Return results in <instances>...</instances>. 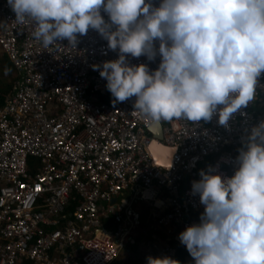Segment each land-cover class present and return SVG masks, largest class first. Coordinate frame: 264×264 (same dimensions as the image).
Here are the masks:
<instances>
[{"label":"built area","instance_id":"obj_1","mask_svg":"<svg viewBox=\"0 0 264 264\" xmlns=\"http://www.w3.org/2000/svg\"><path fill=\"white\" fill-rule=\"evenodd\" d=\"M34 28L0 0V57L20 75L0 107V264H114L130 230L112 200L125 190L144 194L162 212L156 223L166 238L151 244L142 264L148 256L176 259L168 242L181 244L179 233L204 210L192 181L209 165L231 176L242 138L264 120V73L256 98L227 128L217 115L163 122L159 144L171 151L164 167L135 98L113 105L106 80L93 70L117 58L107 40L89 29L76 48L65 39L45 49ZM130 60L159 64V57Z\"/></svg>","mask_w":264,"mask_h":264},{"label":"clouds","instance_id":"obj_2","mask_svg":"<svg viewBox=\"0 0 264 264\" xmlns=\"http://www.w3.org/2000/svg\"><path fill=\"white\" fill-rule=\"evenodd\" d=\"M16 20H30L45 49L76 48L89 29L117 51L94 64L113 105L133 108L150 127L185 119L229 127L257 95L264 73V0H8ZM102 12L104 15H102ZM105 15L108 19H105ZM145 56L159 64L131 63ZM231 176L211 165L193 180L204 210L179 233L194 264H264V120L251 126ZM147 264H180L148 256Z\"/></svg>","mask_w":264,"mask_h":264},{"label":"trees","instance_id":"obj_3","mask_svg":"<svg viewBox=\"0 0 264 264\" xmlns=\"http://www.w3.org/2000/svg\"><path fill=\"white\" fill-rule=\"evenodd\" d=\"M20 77L16 68L12 65V63L8 60V58L3 55L0 57V107L3 105L5 98L11 94L13 90V86L15 81ZM32 161V160H30ZM76 207V203H71L68 212H72ZM150 223L146 225L144 223V219L140 220V232L137 237L132 239L134 242L128 241L124 246L125 250H127L130 254L137 257L136 259L131 258L130 264H142L144 254L140 255V246L148 247V243H153L161 237L160 239L164 240L165 236H163L160 232L156 230H151L147 235H143L141 232L146 231L149 225H152L157 222V219H151ZM107 225L112 227V219H110ZM153 234V235H152ZM156 236V237H154ZM169 246H174L176 248V260L180 262V264H194L193 258L188 253L186 247L183 244H176L173 241L168 242ZM150 246V245H149Z\"/></svg>","mask_w":264,"mask_h":264},{"label":"crops","instance_id":"obj_4","mask_svg":"<svg viewBox=\"0 0 264 264\" xmlns=\"http://www.w3.org/2000/svg\"><path fill=\"white\" fill-rule=\"evenodd\" d=\"M143 197H144V194H141L139 192H132L130 190H125V191L121 192L120 195L118 197H116L115 201L113 202V204H115L117 207L121 208L122 213H120V214L123 218V223H124L125 227H127L130 230L129 235H128L127 240H126V244L128 241H131L133 243L134 241L132 239H134L135 237L138 236V234L140 232V220H141V218L144 219V223L146 225H148L150 223L149 221L151 219H157V217L155 215H158V214L161 215L162 214V212L158 213V212L154 211L153 207L151 206V201L148 199H145ZM106 223H107L106 221L103 223V227L105 229L110 230V228L111 229L113 228V227L107 225ZM152 229L160 232L163 236H165V234L163 233V230L158 228L157 223L149 225L148 228L146 229V232H144L145 231L144 230L141 233L143 235L146 233L148 234V232L151 231ZM154 237H156V236H154ZM158 238L160 239L161 237H158ZM165 238H166V236H165ZM160 240L162 241V239H160ZM157 241H154V242H157ZM161 241H158V242H161ZM170 241H172V240L170 239ZM151 244L152 243H148V247L146 250H148V248L151 246ZM130 255H128V263L127 264H130L131 258H134V259L137 258V257L133 256L132 254H130ZM144 256H145V253H144ZM144 256H143V258H144ZM115 263H116V261H115Z\"/></svg>","mask_w":264,"mask_h":264},{"label":"water","instance_id":"obj_5","mask_svg":"<svg viewBox=\"0 0 264 264\" xmlns=\"http://www.w3.org/2000/svg\"><path fill=\"white\" fill-rule=\"evenodd\" d=\"M151 130L153 132V137L154 139H156V141L153 142V145H152V149L154 150H162L165 155V158L163 160V162H158V164H162L164 167H167L169 165V161H170V153L171 151L168 150V149H164L160 146L159 142L161 141V138H162V134H161V126L157 127V128H152L151 127ZM115 201V199L112 200V203Z\"/></svg>","mask_w":264,"mask_h":264},{"label":"rangeland","instance_id":"obj_6","mask_svg":"<svg viewBox=\"0 0 264 264\" xmlns=\"http://www.w3.org/2000/svg\"><path fill=\"white\" fill-rule=\"evenodd\" d=\"M144 232H146V231H144ZM125 244H126V242H125ZM125 244H124V246H125ZM146 249H147V247L145 248L144 246H140V255L146 253V251H147ZM128 255H130V254L123 247V249L120 251V253H119L118 257H117V260H116L115 264H122V263L123 264H127L128 263Z\"/></svg>","mask_w":264,"mask_h":264}]
</instances>
